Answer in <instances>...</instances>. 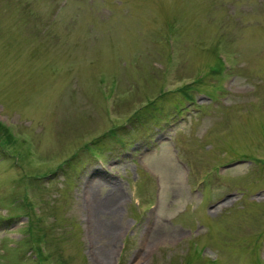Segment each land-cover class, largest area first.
<instances>
[{
  "label": "rangeland",
  "instance_id": "rangeland-1",
  "mask_svg": "<svg viewBox=\"0 0 264 264\" xmlns=\"http://www.w3.org/2000/svg\"><path fill=\"white\" fill-rule=\"evenodd\" d=\"M0 122V264H264V0H0Z\"/></svg>",
  "mask_w": 264,
  "mask_h": 264
},
{
  "label": "trees",
  "instance_id": "trees-1",
  "mask_svg": "<svg viewBox=\"0 0 264 264\" xmlns=\"http://www.w3.org/2000/svg\"><path fill=\"white\" fill-rule=\"evenodd\" d=\"M4 129H5V127L2 126L1 123H0V133H1V132H4ZM105 136H106L107 138L116 139L118 135H117L116 133H114L113 130H111V131H110L108 134H106Z\"/></svg>",
  "mask_w": 264,
  "mask_h": 264
},
{
  "label": "bare ground",
  "instance_id": "bare-ground-1",
  "mask_svg": "<svg viewBox=\"0 0 264 264\" xmlns=\"http://www.w3.org/2000/svg\"><path fill=\"white\" fill-rule=\"evenodd\" d=\"M107 205V204H106ZM108 207V206H107ZM113 232H114V230H113ZM105 255V254H104ZM107 258H108V255H107Z\"/></svg>",
  "mask_w": 264,
  "mask_h": 264
}]
</instances>
